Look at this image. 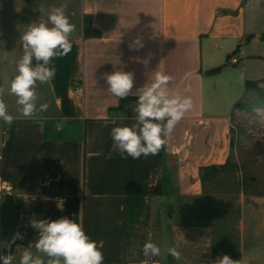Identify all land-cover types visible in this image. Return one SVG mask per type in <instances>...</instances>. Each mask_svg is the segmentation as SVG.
<instances>
[{
  "label": "crops",
  "instance_id": "obj_1",
  "mask_svg": "<svg viewBox=\"0 0 264 264\" xmlns=\"http://www.w3.org/2000/svg\"><path fill=\"white\" fill-rule=\"evenodd\" d=\"M248 2L0 0V87L14 117L11 126L0 121V254L17 232L24 237L11 246L17 258L34 245L32 220L66 216L102 244L104 264H211L225 254L237 264H264V195L213 193L203 180L207 168L228 160L232 112L247 82L264 73L251 50L258 36L250 37ZM60 6L76 25L72 49L53 60L55 77L38 83L37 107L47 111L25 118L7 92L24 54L20 36ZM121 69L133 74L134 87L116 109L121 99L107 92L103 76ZM156 72L173 77L169 88L190 96L193 109L157 155L106 158L111 129L135 123L137 90ZM114 114L124 119L105 127ZM149 241L162 251L176 247L179 259L145 257Z\"/></svg>",
  "mask_w": 264,
  "mask_h": 264
},
{
  "label": "clouds",
  "instance_id": "obj_2",
  "mask_svg": "<svg viewBox=\"0 0 264 264\" xmlns=\"http://www.w3.org/2000/svg\"><path fill=\"white\" fill-rule=\"evenodd\" d=\"M44 12L43 6L39 9ZM76 25L70 22L66 6L54 7L48 13L47 21L32 22L20 36L24 49L23 56L17 62V74L10 81L7 92L14 95L19 111L25 118H32L38 112L47 111L48 105L37 107V86L52 80L56 75L54 59L67 56L72 49L71 35ZM135 43L139 44V40ZM142 47V45H140ZM35 60V65L33 61ZM108 88L107 92L119 99H127L133 93L134 77L131 72L121 70L106 73L103 76ZM173 77L163 72H156L151 83L139 88L138 98L132 105L135 123L131 126H116L111 129L113 141L108 159L118 153L122 159L131 157L134 160L142 156L157 155L166 145L167 137L175 126L194 105L190 96L173 93L169 83ZM185 91H190L186 88ZM5 88L0 87V121L11 126L14 117L9 114L3 99ZM105 127L124 119L120 114L105 117ZM57 130H61L58 128ZM65 198H57V209L64 211ZM30 225L38 232L34 245L24 248L19 256L18 264H104L102 244L92 240L83 229L82 224L66 216L57 219L32 220ZM24 237L20 232L13 235L6 246L7 255L0 254L2 264H14L17 257L11 251L16 240ZM35 249V253L33 252ZM21 247L17 245V251ZM145 257H162L165 254L179 259L176 247L163 250L154 242H146L142 249ZM47 258V259H45ZM211 264H237L227 254L219 257Z\"/></svg>",
  "mask_w": 264,
  "mask_h": 264
},
{
  "label": "rangeland",
  "instance_id": "obj_3",
  "mask_svg": "<svg viewBox=\"0 0 264 264\" xmlns=\"http://www.w3.org/2000/svg\"><path fill=\"white\" fill-rule=\"evenodd\" d=\"M248 23L258 41L251 50L264 60V0H249ZM248 88L231 115V150L228 160L215 173L205 172L204 189L213 193L264 195V73ZM170 215V213H169ZM236 218V216L234 217ZM218 231V224H214ZM235 226V223L233 224ZM233 231L237 229L233 227ZM11 234L6 225L7 240ZM19 258L15 264H18Z\"/></svg>",
  "mask_w": 264,
  "mask_h": 264
},
{
  "label": "trees",
  "instance_id": "obj_4",
  "mask_svg": "<svg viewBox=\"0 0 264 264\" xmlns=\"http://www.w3.org/2000/svg\"><path fill=\"white\" fill-rule=\"evenodd\" d=\"M219 70H220V67L214 69V71H219ZM253 83H254V82H252V81H248V82H247V88L252 87V84H253ZM125 100H126V99H121L120 105H119L116 109H121V108H123L124 105H125ZM241 105H243V104H242V102L240 101V102L236 103L235 108L238 107V106H241ZM220 167H222V166H220ZM205 172L215 173L216 171H214V170L212 169V167H209V168H207V169L205 170ZM205 172H204V174H203V177H204V175H205Z\"/></svg>",
  "mask_w": 264,
  "mask_h": 264
},
{
  "label": "built area",
  "instance_id": "obj_5",
  "mask_svg": "<svg viewBox=\"0 0 264 264\" xmlns=\"http://www.w3.org/2000/svg\"><path fill=\"white\" fill-rule=\"evenodd\" d=\"M233 61H234V62H237V61H238V58H237V57H234V58H233Z\"/></svg>",
  "mask_w": 264,
  "mask_h": 264
},
{
  "label": "water",
  "instance_id": "obj_6",
  "mask_svg": "<svg viewBox=\"0 0 264 264\" xmlns=\"http://www.w3.org/2000/svg\"><path fill=\"white\" fill-rule=\"evenodd\" d=\"M218 166H213V169H216Z\"/></svg>",
  "mask_w": 264,
  "mask_h": 264
}]
</instances>
